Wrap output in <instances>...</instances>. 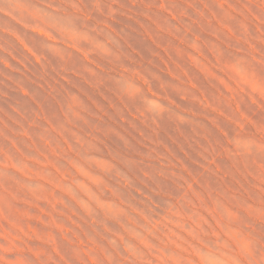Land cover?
<instances>
[{"label": "rangeland", "instance_id": "1", "mask_svg": "<svg viewBox=\"0 0 264 264\" xmlns=\"http://www.w3.org/2000/svg\"><path fill=\"white\" fill-rule=\"evenodd\" d=\"M0 264H264V0H0Z\"/></svg>", "mask_w": 264, "mask_h": 264}, {"label": "crops", "instance_id": "2", "mask_svg": "<svg viewBox=\"0 0 264 264\" xmlns=\"http://www.w3.org/2000/svg\"><path fill=\"white\" fill-rule=\"evenodd\" d=\"M75 20V19H74ZM82 20L77 19V21L72 22L73 26L72 29L67 30V28L62 27H54L55 31L54 33L58 34V38L63 39H69L72 42L70 44L74 46L77 50L81 51V53L84 54L85 50L87 48H90L91 44L83 43L82 40L90 41L89 38H87V35L91 32L87 29H83V27H80ZM8 23L12 24L14 27L18 29H22L21 25L27 26V23L23 21L20 18L12 17V20H9ZM2 29H7V27H3ZM11 34H15L13 31H9Z\"/></svg>", "mask_w": 264, "mask_h": 264}]
</instances>
